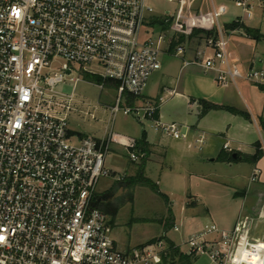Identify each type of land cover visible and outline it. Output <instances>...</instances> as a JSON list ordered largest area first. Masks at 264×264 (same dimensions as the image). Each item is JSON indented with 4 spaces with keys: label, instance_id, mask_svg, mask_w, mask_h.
<instances>
[{
    "label": "built area",
    "instance_id": "1",
    "mask_svg": "<svg viewBox=\"0 0 264 264\" xmlns=\"http://www.w3.org/2000/svg\"><path fill=\"white\" fill-rule=\"evenodd\" d=\"M257 1L232 0L241 22L252 18ZM152 15L145 0H0V264H160L164 240L121 250L110 218L92 206L99 179L110 175L104 162L111 145L123 147L135 162L134 142L107 132L100 139L80 137L74 146L56 109H69L56 88L82 78L101 92H115L112 120L120 112L141 116L160 135L187 141L189 127L155 117L159 102L141 103L161 68L159 56L170 53L164 33L149 34ZM216 30V41L205 50L189 56L179 44L170 55L181 59V69L213 73L219 83L240 80L264 88V70H242L218 23ZM204 143L198 135L197 148ZM242 227L225 232L206 226L187 237V254L205 255L214 264H247L244 252L261 244L243 237ZM261 258L258 264H264V251Z\"/></svg>",
    "mask_w": 264,
    "mask_h": 264
},
{
    "label": "rangeland",
    "instance_id": "2",
    "mask_svg": "<svg viewBox=\"0 0 264 264\" xmlns=\"http://www.w3.org/2000/svg\"><path fill=\"white\" fill-rule=\"evenodd\" d=\"M212 1L145 0V3L153 10V15L149 20L150 23L153 21H171L170 28L165 31H162L158 24H149L148 26L153 29L149 34L164 33L166 47L169 48L172 39H177L182 32H188V25H196L200 20H204L214 25L218 23L220 27H223L225 23L242 17L241 10L236 8L230 0H222V2L218 0ZM212 3L216 9L219 8L220 4H224L230 14L219 17L218 22H216ZM242 20L248 27L258 29L264 37V4L256 2L252 10V18L247 20L242 18ZM235 32L241 33L240 31ZM223 34L228 39V51L233 54L235 51L234 42L224 31ZM209 40L212 39L209 38L206 41L202 35L191 39L186 37L183 46L187 51V55L190 56L199 50H205ZM248 44L254 48V57L262 60L258 66H254L255 69L264 70V38L257 45L254 42H249ZM159 60L161 68L150 77L143 94L149 98H156V95L162 91L160 89H164L162 100L158 103L162 119L160 121L162 123L169 124V122L173 121L185 126H190L192 122L195 123L196 111L193 108L190 114L189 109H187V98L197 99L201 97L212 103L222 101V89L212 85L210 76L204 75L203 70L187 67L179 73L180 58L161 54ZM59 64L56 63L55 68H59ZM85 68L94 70L91 66H86ZM75 77L81 78L78 75ZM236 84L243 98H247L250 102V96L245 91L246 88L249 89L253 84L240 80ZM173 89L177 94L168 96V93ZM56 91L65 97H62V102H60L69 108L68 110H65V108L56 109L61 114L60 116L66 119L68 129L71 132L69 141L74 146L79 145L80 137L87 136L100 139L107 132H112L128 141L140 139L144 133L147 140L151 143H156L158 138L161 137L154 130L153 122L141 116H124L120 112L112 120L110 108L115 103V92H101L96 84H87L82 78L75 85L68 82L59 85ZM230 92V105H235L239 109L244 110L241 96L237 94L234 88ZM72 94L73 97L69 101L68 99ZM149 101L153 102L154 100ZM254 104L255 106L257 105V100ZM228 118L234 120L232 117L228 116ZM227 123H230L231 129L234 127L232 121ZM253 130L254 135L250 136L249 134L246 135L242 130L233 129V133H235L234 139L239 141V139L241 140L240 135H242L244 138L247 136V139L251 137L257 141L258 136L254 125ZM259 130L262 137H264V130L260 128V125ZM209 140L210 136L206 135V141L208 142ZM221 144V140L214 141L210 149L204 153H200L196 148L185 150L183 155H175L170 150L165 154L161 152L158 154L154 153V156L149 158L146 163L145 176L158 184L156 186L158 193L141 185L126 186L124 184L122 187L125 186V188L120 187L115 190L111 202L115 205L117 213L113 219L112 238L119 249L128 250L141 247L161 237H166L170 241H175L172 242L179 248L180 253L188 255L187 246L185 245L188 232L186 225L182 223V215L180 213L185 192L194 197L195 203L199 204L200 208L208 210L218 230H221L222 225L229 224L233 217L235 219L241 207L242 194L246 189H251L252 185L254 187L259 186V184L257 181L254 183L250 182L253 166L248 163H240L229 168L220 163L210 164L199 161L201 157L209 155L211 150L215 151ZM231 148L236 149L237 147L233 144ZM244 151L245 153L251 152L250 148H245ZM117 155L114 158V162L112 157H106L104 166L110 172V175L99 179L96 186L98 194L110 190L114 187L117 180V182H121L125 178L134 176L137 172L138 165L142 159L140 155L135 162L131 163L128 151H124L123 147L118 146ZM126 167H129L128 170ZM260 168L262 181L264 180V163ZM162 194L166 195L168 199L165 200ZM171 211L175 221L171 216ZM206 219L205 221L207 222L208 220ZM257 221L258 217L254 215V220L244 225V228L246 227V230H249L248 235L252 231H254V235H258L264 230V226H261L260 221L259 223ZM174 225L178 227L177 232L173 230ZM248 238L251 241V238ZM167 250L168 247L165 245V251ZM254 251L253 249V252H244L243 260L247 264H258L262 260L261 251H264L263 247L260 248L258 253H254ZM191 261V264H214L205 255L192 257ZM175 264L181 263L176 261Z\"/></svg>",
    "mask_w": 264,
    "mask_h": 264
},
{
    "label": "crops",
    "instance_id": "3",
    "mask_svg": "<svg viewBox=\"0 0 264 264\" xmlns=\"http://www.w3.org/2000/svg\"><path fill=\"white\" fill-rule=\"evenodd\" d=\"M222 2V0H218ZM232 2V0H230ZM214 2V0L212 1ZM258 3L264 4V1L258 0ZM233 3V2H232ZM234 5V3H233ZM235 6V5H234ZM236 7V6H235ZM212 8L214 12V17L218 22V18L230 14L228 13L227 8L225 7L224 4H220L219 8L216 9L214 4L212 3ZM237 8V7H236ZM217 14V15H215ZM239 18V17H238ZM237 19V18H236ZM230 23V22H229ZM225 23V24H229ZM224 24V25H225ZM197 26H212L216 27L211 22L208 21H199V23H196ZM245 26H247L245 24ZM248 27V26H247ZM223 28V27H222ZM250 28V27H249ZM256 29V28H252ZM258 30V29H256ZM259 32V30H258ZM229 37H231L233 43V46L235 48V51L231 54L233 58L238 59L242 70H248V69H255V65H259V63L262 62V60L258 57H254V48H252L248 43L249 42H254L256 45L261 42V40L264 38L262 36V39L258 42H255L251 40L249 37H246L242 32L239 34L238 32H226ZM260 33V32H259ZM261 34V33H260ZM209 52V51H207ZM165 55H170V53H164ZM194 54V53H193ZM192 54V55H193ZM257 58V59H256ZM256 63V64H255ZM183 69H181V65L179 68V73H181ZM203 74L206 76H210L211 79V84L218 86L222 89V101L218 103H212L211 101H208L206 98H201L198 97L197 99L191 98V99H186L188 108L191 114V109H195V123L192 122L190 126H187L190 128L189 132V138L187 141H176L171 138H167L165 136L160 135L161 137L158 138V141L156 143H151L147 140L146 137V143L149 146V153L146 156V161L144 163V176H145V168H146V163L149 161L148 159L154 156V153H167L169 150L172 151L175 155H183L185 150H190L192 148H196L200 153H204L206 150L210 149L214 141H222V144L219 148H217L215 151L211 150V153L207 156H203L199 159L201 163L208 162L210 164L214 163H220L222 165H225L226 167H233L235 165H238L240 163H247V162H222L218 160L219 156H231L233 159L236 158L237 154L240 155H247V156H253L256 151L260 150L262 155L261 157L255 162V163H248L252 165V172L250 175V182L254 183L257 181L259 186H251V189H246V191L242 194V203L241 207L237 212V216L233 217L231 219V222L227 225H222L220 228L222 231L225 232H230L233 231L237 226H243V230L241 232V235L243 237H250L252 242H257L261 244V246L256 247L254 250V253L260 252V248L263 247L264 249V230L260 234H255L254 231L250 232L249 230H246V227L244 228V225L247 222H251L254 220V215L258 217V223L260 221V225L264 226V180L261 181V166L264 163V137H262L261 133L259 132V125L260 128L264 130V88L261 89L258 86H251L249 89L246 88V94L250 96V102L247 100V98H243L241 95V92L239 91V88L237 84H232L229 82L226 83H219L217 82L215 76L213 73H206L203 71ZM236 90L237 94L241 96L242 101H243V109H239V107L235 105H230L229 103L231 100V89L233 88ZM230 89V90H229ZM160 91L156 96V98H149L146 95L143 94L141 103H145L149 100H154V102H161L162 100V93L164 92V89H160ZM256 91V92H255ZM112 92V91H110ZM176 91L173 89L168 93V96H174L176 95ZM257 100V105L255 106V101ZM201 101L207 102L212 105H216L219 107H228L232 108L233 110L239 112V114H233L225 110H210L207 111L206 113H202V106L200 104ZM213 113V114H211ZM224 113V114H222ZM189 114V115H190ZM210 115H215V116H210ZM223 115V116H221ZM158 119L159 121L161 119L160 112L158 110ZM232 117L234 120H231ZM229 121H232L234 123V127L231 129L230 123H227ZM164 122V121H163ZM168 123V122H167ZM169 123H176V122H169ZM178 124V123H177ZM182 125V124H181ZM253 125L255 126V130L257 131V136L258 140L256 141L255 139H252L251 137L247 139V136L244 138V136H241V140L237 141L234 139L235 133H233V129H239L242 130L250 136L254 135V130H253ZM185 126V125H183ZM232 130V131H231ZM115 135V134H114ZM198 135H204L205 136V143L204 145L199 149L197 148L195 144V140L197 139ZM206 135L210 136V140L207 142L206 141ZM146 136V135H145ZM116 140L128 144L131 142H136L139 139L135 141H128L127 139H124L123 137H119L115 135ZM235 144L236 149L231 148V145ZM227 145L228 149H224L223 147ZM117 146L121 147L120 145L117 144H112L111 149L109 154L106 156H110L113 158L117 157ZM245 148H250L249 153H245ZM124 149V148H123ZM124 151H126L124 149ZM136 152V151H135ZM137 154V152H136ZM162 154V155H163ZM161 156V155H160ZM106 160V159H105ZM151 160V159H150ZM131 161V160H130ZM105 163V162H104ZM132 163V161H131ZM105 167V166H104ZM130 167V166H129ZM128 167V168H129ZM168 167V165H166ZM127 168V167H126ZM127 168V170H128ZM126 170V171H127ZM172 170V169H171ZM124 176V175H123ZM129 176V175H127ZM133 177V176H130ZM147 179H149L147 176H145ZM150 180V179H149ZM151 181V180H150ZM153 182V181H152ZM154 183V182H153ZM156 186H158L157 183H154ZM159 188V187H158ZM166 199L168 197L164 194H162ZM249 195V196H248ZM183 201L181 203L180 207V213L182 215V223L186 225L187 227V237L195 232H199L204 227L214 225L213 223V218L210 213H208V210L205 208H200L199 204L195 203L196 200H194V197L187 192L184 193L183 195ZM171 216L173 220L175 221V217L173 216V212L171 211ZM207 218V219H206ZM208 220L207 222L205 221ZM210 220V221H209ZM181 223V224H182ZM176 226V225H174ZM173 226V227H174ZM177 227V226H176ZM178 228V227H177ZM249 239V238H248ZM172 240V239H171ZM250 240V239H249ZM175 242L174 240H172ZM244 258V254H243ZM242 258V260H243Z\"/></svg>",
    "mask_w": 264,
    "mask_h": 264
},
{
    "label": "trees",
    "instance_id": "4",
    "mask_svg": "<svg viewBox=\"0 0 264 264\" xmlns=\"http://www.w3.org/2000/svg\"><path fill=\"white\" fill-rule=\"evenodd\" d=\"M264 1V0H262ZM160 22V23H159ZM150 24L155 25L158 24V27L162 30H168L171 25V21H157V22H151ZM224 33L226 32H235L240 31L242 32L246 37H249L251 40L258 42L262 39V35L258 32L256 29L249 28L245 26L243 22L240 21V18L235 19L234 21L230 22L229 24H225L222 28ZM202 35L204 39L207 41L209 38H211L213 41H216L217 39V30L215 27L212 26H197L195 24L188 25V32H182L178 35L177 39H172L169 44V52L172 53L176 45L183 44L186 37L189 39ZM86 80L94 81L95 83H100L101 79L98 77H93L90 75L85 76ZM108 87H114L116 86L114 83H107ZM261 88V87H259ZM263 89V88H261ZM132 99H130V102L132 103ZM202 106V113H206L210 110H225L233 114H239V112L233 110L232 108L228 107H219L216 105L209 104L207 102L201 101L200 102ZM158 114V113H157ZM157 117L158 118V116ZM136 151L137 155L141 156V163L138 165V169L136 174L133 177L125 178L121 182H115L114 187H112L110 190L106 191L102 194H95L94 201H93V208H96L100 210L105 215L109 216L110 218V224L113 227V219L117 213V209L115 205L111 202L113 198V193L116 189H119L122 187V185H128V186H135V185H141L146 188H149L155 193H158L156 185L147 179L144 176V163L146 161V156L149 153V146L146 143V136L145 133L142 135V137L134 143V146L132 148V151ZM262 153L260 150L256 151L253 156H247V155H240L237 154L236 158L233 159L231 156H219L218 160L222 162H247V163H255L260 157ZM125 188V186H123ZM122 187V188H123ZM163 196V195H162ZM163 198L166 200V198L163 196ZM157 240H164L165 245L168 247V250L165 251L161 255V262L160 264H175L176 261L181 264H191V256L185 255L180 253L179 248L169 239L166 237H161ZM156 241V240H154ZM152 241L151 243H153Z\"/></svg>",
    "mask_w": 264,
    "mask_h": 264
}]
</instances>
